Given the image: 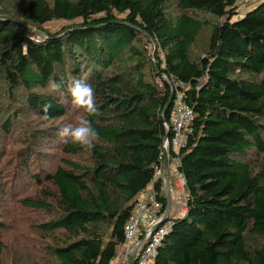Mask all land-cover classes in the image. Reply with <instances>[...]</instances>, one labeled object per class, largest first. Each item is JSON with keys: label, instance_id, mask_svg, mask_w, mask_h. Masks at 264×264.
<instances>
[{"label": "trees", "instance_id": "trees-1", "mask_svg": "<svg viewBox=\"0 0 264 264\" xmlns=\"http://www.w3.org/2000/svg\"><path fill=\"white\" fill-rule=\"evenodd\" d=\"M236 14V0H0V264H111L148 186L165 209L154 169L176 91L192 112L187 199L149 264H264V0ZM77 79L95 89L90 151L58 136L87 115ZM9 235L42 254L4 258Z\"/></svg>", "mask_w": 264, "mask_h": 264}, {"label": "built area", "instance_id": "built-area-1", "mask_svg": "<svg viewBox=\"0 0 264 264\" xmlns=\"http://www.w3.org/2000/svg\"><path fill=\"white\" fill-rule=\"evenodd\" d=\"M161 78L176 90V85L171 83L164 75L155 77L157 86L162 87ZM192 118L191 109L182 99V94L175 92L174 107L171 117V135L165 137L161 143L160 155L171 158L175 164L167 169V178H171V184L177 192V198L185 205L187 193L184 190V179L177 169L178 150L184 145L186 133L189 132ZM168 129L167 125H164ZM154 178H159L162 183V161L154 169ZM172 218L162 209V203L157 198L156 191L148 186L134 203L123 225V242L117 247L116 257L111 264H149L153 259L157 247L164 235L170 229Z\"/></svg>", "mask_w": 264, "mask_h": 264}, {"label": "clouds", "instance_id": "clouds-1", "mask_svg": "<svg viewBox=\"0 0 264 264\" xmlns=\"http://www.w3.org/2000/svg\"><path fill=\"white\" fill-rule=\"evenodd\" d=\"M61 85L56 81L50 80L48 83L49 92H57ZM69 91L72 97L73 104L82 109L87 115H81L74 122L64 124L58 132L61 142L66 144L79 145L83 149L90 151L96 146L99 139V133L93 127L92 120L88 117L98 114L96 103L95 89L89 83L83 80H74L69 85ZM50 105H42L43 119H49Z\"/></svg>", "mask_w": 264, "mask_h": 264}, {"label": "rangeland", "instance_id": "rangeland-1", "mask_svg": "<svg viewBox=\"0 0 264 264\" xmlns=\"http://www.w3.org/2000/svg\"><path fill=\"white\" fill-rule=\"evenodd\" d=\"M260 1L261 0H236L237 14L235 16H233L232 18L233 19L240 18L245 12H247L250 9H252L253 7H255ZM201 16L204 17V20H206L208 24L211 23V18L209 16H204V15H201ZM58 26H59V22H55L52 20V21L48 22L47 24H45L44 27H46L50 30H54V29H57ZM208 30H209L208 27L203 28L202 31L197 36L194 45L190 49V51L193 55L196 54V52L199 48L205 46V42H206L207 35H208ZM30 31H29V33L33 38H37L39 36V33L36 34V32H34V29L31 28ZM147 50H149V52H150L149 56L151 57V59H153L154 52H155L154 47L149 44V45H147ZM36 121L37 120L30 121V124H34ZM53 122H56V121H53ZM37 123H39V122H37ZM56 123H54V124H56ZM6 150L13 152V150L11 151V148H7ZM6 158H8V157H6ZM158 175L159 176L163 175V171L160 172ZM179 202H182V201L179 200ZM181 215L182 214H180L179 216H181ZM29 218H30V216L27 217V221L29 220ZM27 221L21 223V233L23 234V236L28 234V232L25 233V230H24V227H25ZM5 240H6V245H5L6 254L3 256L4 258L9 254V249H10V256H11V254L13 252V248H15L17 251H19L20 254L23 255V257H25L26 259L28 256H32V258L36 259V258L40 257V255L42 254L41 250L25 247V245L21 244L22 242H20V239L17 236H10L9 235V236L5 237ZM26 244H27V241H26ZM28 246H30V245H28ZM23 263H24V261H23Z\"/></svg>", "mask_w": 264, "mask_h": 264}, {"label": "crops", "instance_id": "crops-1", "mask_svg": "<svg viewBox=\"0 0 264 264\" xmlns=\"http://www.w3.org/2000/svg\"><path fill=\"white\" fill-rule=\"evenodd\" d=\"M166 160H167V169H170L172 164H175V162H173V159L171 157H166ZM162 170H163V164H162ZM157 192L159 194H163L164 198L166 197L164 182L163 183L161 182V187L158 189ZM167 196H168V208L166 209V205H165V209H164L167 212V216L174 219L178 217L180 214H183L185 210V205L183 202H179V200L177 199V192L171 184V178H169V182H168Z\"/></svg>", "mask_w": 264, "mask_h": 264}, {"label": "water", "instance_id": "water-1", "mask_svg": "<svg viewBox=\"0 0 264 264\" xmlns=\"http://www.w3.org/2000/svg\"><path fill=\"white\" fill-rule=\"evenodd\" d=\"M170 99H171V95L169 96V101H170ZM162 164H163V175H164L163 182H164V186H165V190H166L165 205H166V209H167L168 208V196H167V194H168V178H167V160H166V157H163Z\"/></svg>", "mask_w": 264, "mask_h": 264}]
</instances>
